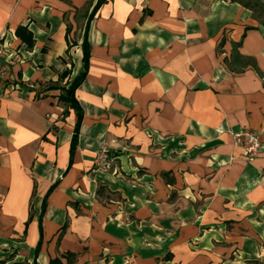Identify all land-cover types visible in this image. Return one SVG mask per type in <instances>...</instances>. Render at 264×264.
Listing matches in <instances>:
<instances>
[{
    "label": "crops",
    "instance_id": "1",
    "mask_svg": "<svg viewBox=\"0 0 264 264\" xmlns=\"http://www.w3.org/2000/svg\"><path fill=\"white\" fill-rule=\"evenodd\" d=\"M98 1L0 0V264H264V22L232 0Z\"/></svg>",
    "mask_w": 264,
    "mask_h": 264
},
{
    "label": "trees",
    "instance_id": "2",
    "mask_svg": "<svg viewBox=\"0 0 264 264\" xmlns=\"http://www.w3.org/2000/svg\"><path fill=\"white\" fill-rule=\"evenodd\" d=\"M234 2H239L241 4H244L245 6H250L251 4L243 1V0H232ZM105 2V0H99L98 3L96 4L93 12H96L98 10V8ZM93 17L91 16L89 18V21L92 19ZM18 34L25 40L27 41L30 45L33 44V37H32V34L27 31V29L23 28V27H19L18 30H17ZM91 45H90V42H89V39H88V26L86 28V31H85V37H84V41H83V51H84V57H83V60H84V66H85V70L84 72H82L80 75H78L72 82L71 84L69 85L68 88H63L64 90V95L61 96L62 100H65L67 102H70V104L73 106V107H76L78 109V122L76 124V127H75V134H74V138H73V141H72V148H71V163L73 161V155H74V152H75V149H76V145H77V138H78V134H79V130H80V125H81V121H82V110L77 106V104L75 103L76 102V99H75V96H74V93H75V90L80 86V84L83 82V80L85 79L86 77V74H87V71L89 69V62H90V56H91ZM55 188V185H53L49 191V193ZM46 203H47V200L44 202V205H43V212L45 211L46 209ZM40 230H41V236L43 235V226H42V222H40ZM41 244H42V239L40 240L37 248H36V253L39 252V249L41 247ZM15 255H12L8 261L10 260H13L15 257ZM64 258L67 259V264H72L75 259H76V254L74 253H71V252H68L66 253L64 256ZM7 260H4L1 262V264H6L8 262ZM11 264H40L36 259L33 260V261H29L28 259H25V260H14ZM50 264H65L62 260L61 257H55V258H52L50 260Z\"/></svg>",
    "mask_w": 264,
    "mask_h": 264
},
{
    "label": "built area",
    "instance_id": "3",
    "mask_svg": "<svg viewBox=\"0 0 264 264\" xmlns=\"http://www.w3.org/2000/svg\"><path fill=\"white\" fill-rule=\"evenodd\" d=\"M15 53L10 56H14ZM6 60V59H5ZM4 64L2 60H0V65ZM1 79H5L7 73L5 71L0 70ZM9 84V80H4L2 84V88ZM19 86V85H18ZM29 88H35L36 85L34 83H30ZM2 88H0V94L2 93ZM233 143L237 146H243L245 150V154L247 159H254L261 151L263 144L260 137V133L251 130H240L234 131L233 133ZM117 161L118 156L112 151L109 144L102 142L100 144L99 150L96 154L95 164L98 169L103 171H114L117 170Z\"/></svg>",
    "mask_w": 264,
    "mask_h": 264
},
{
    "label": "rangeland",
    "instance_id": "4",
    "mask_svg": "<svg viewBox=\"0 0 264 264\" xmlns=\"http://www.w3.org/2000/svg\"><path fill=\"white\" fill-rule=\"evenodd\" d=\"M254 8V16L258 18L259 21L264 22V0H243Z\"/></svg>",
    "mask_w": 264,
    "mask_h": 264
}]
</instances>
